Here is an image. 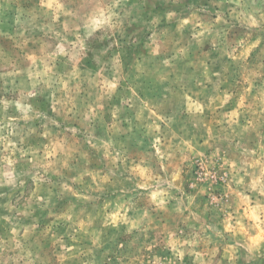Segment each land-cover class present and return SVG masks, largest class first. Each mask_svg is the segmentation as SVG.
Instances as JSON below:
<instances>
[{
  "label": "rangeland",
  "instance_id": "obj_1",
  "mask_svg": "<svg viewBox=\"0 0 264 264\" xmlns=\"http://www.w3.org/2000/svg\"><path fill=\"white\" fill-rule=\"evenodd\" d=\"M0 264H264V0H0Z\"/></svg>",
  "mask_w": 264,
  "mask_h": 264
}]
</instances>
